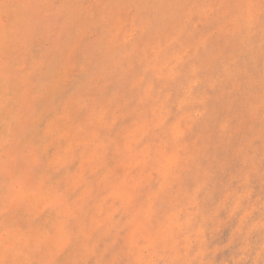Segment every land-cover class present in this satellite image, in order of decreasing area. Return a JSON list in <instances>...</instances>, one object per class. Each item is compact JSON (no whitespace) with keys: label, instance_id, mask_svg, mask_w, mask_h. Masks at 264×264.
<instances>
[{"label":"rangeland","instance_id":"1","mask_svg":"<svg viewBox=\"0 0 264 264\" xmlns=\"http://www.w3.org/2000/svg\"><path fill=\"white\" fill-rule=\"evenodd\" d=\"M0 264H264V0H0Z\"/></svg>","mask_w":264,"mask_h":264}]
</instances>
